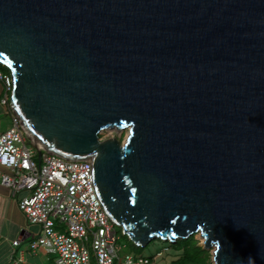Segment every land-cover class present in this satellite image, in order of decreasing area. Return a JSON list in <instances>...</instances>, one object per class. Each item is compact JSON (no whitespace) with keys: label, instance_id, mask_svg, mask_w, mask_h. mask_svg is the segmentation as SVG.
Instances as JSON below:
<instances>
[{"label":"water","instance_id":"obj_1","mask_svg":"<svg viewBox=\"0 0 264 264\" xmlns=\"http://www.w3.org/2000/svg\"><path fill=\"white\" fill-rule=\"evenodd\" d=\"M0 63L39 157L91 159L133 243L264 264V0H0Z\"/></svg>","mask_w":264,"mask_h":264},{"label":"built area","instance_id":"obj_2","mask_svg":"<svg viewBox=\"0 0 264 264\" xmlns=\"http://www.w3.org/2000/svg\"><path fill=\"white\" fill-rule=\"evenodd\" d=\"M0 80L7 90L2 102L11 107V77L0 71ZM11 110L12 125L0 132L4 169L0 175L28 223L41 228L29 247L57 254L56 264H152L162 251L152 258L120 254L119 231L97 194L92 160H73L49 151L39 157L21 119Z\"/></svg>","mask_w":264,"mask_h":264},{"label":"crops","instance_id":"obj_3","mask_svg":"<svg viewBox=\"0 0 264 264\" xmlns=\"http://www.w3.org/2000/svg\"><path fill=\"white\" fill-rule=\"evenodd\" d=\"M6 92L5 84L0 80V114L5 112L11 116V107L2 102ZM12 122L10 118L0 117V132L8 129ZM40 229V226L28 223L18 206L17 197H13L10 189L2 184L0 175V264H56L52 263L50 253L42 248L33 251L28 245ZM15 240L20 243L15 245Z\"/></svg>","mask_w":264,"mask_h":264},{"label":"rangeland","instance_id":"obj_4","mask_svg":"<svg viewBox=\"0 0 264 264\" xmlns=\"http://www.w3.org/2000/svg\"><path fill=\"white\" fill-rule=\"evenodd\" d=\"M0 117L5 119L10 118V120H12L11 118L12 114L11 116H9L8 114L6 115L5 112H2L0 114ZM127 134H128V129H125L123 131L109 129L103 131L101 133V136L104 138L114 136V137H118L120 140H124ZM117 230L119 231V235H120V239L118 241V246H121L120 254L124 256L129 253H134V248L132 245L133 243H131L132 241L125 236L120 226H117ZM196 238L199 240V244L202 245L203 239L198 233L196 234ZM168 245H170V242L164 241L162 239H156L153 243H151L147 247L142 248L143 249L142 254L153 256L157 252L162 251L160 254H157L156 260L152 262V264H172V260L176 258L178 252H176V250L171 246L167 247ZM209 251L211 252L212 255V249H210ZM57 256H58L57 254L50 255L52 263L56 262ZM211 261H212L211 264H215L213 259H211Z\"/></svg>","mask_w":264,"mask_h":264},{"label":"trees","instance_id":"obj_5","mask_svg":"<svg viewBox=\"0 0 264 264\" xmlns=\"http://www.w3.org/2000/svg\"><path fill=\"white\" fill-rule=\"evenodd\" d=\"M0 71L10 75V70L1 63H0ZM153 242L154 241H152L151 243ZM132 245L134 248L133 254L141 255L143 252L142 248L144 247L136 245L135 243H133ZM170 246L174 248L176 252H178L176 258L172 260V264H211L212 263L211 252L199 244V240L196 238V234L191 235L186 239H180L176 242H170V245H168L167 247ZM146 256L152 258L154 255L153 256L146 255Z\"/></svg>","mask_w":264,"mask_h":264},{"label":"bare ground","instance_id":"obj_6","mask_svg":"<svg viewBox=\"0 0 264 264\" xmlns=\"http://www.w3.org/2000/svg\"><path fill=\"white\" fill-rule=\"evenodd\" d=\"M116 130V129H115ZM120 131V130H119ZM171 242V241H170Z\"/></svg>","mask_w":264,"mask_h":264}]
</instances>
